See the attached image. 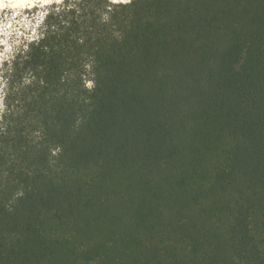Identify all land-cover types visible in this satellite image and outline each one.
<instances>
[{"label":"trees","instance_id":"obj_1","mask_svg":"<svg viewBox=\"0 0 264 264\" xmlns=\"http://www.w3.org/2000/svg\"><path fill=\"white\" fill-rule=\"evenodd\" d=\"M3 64L0 264H264V0L52 1Z\"/></svg>","mask_w":264,"mask_h":264},{"label":"rangeland","instance_id":"obj_2","mask_svg":"<svg viewBox=\"0 0 264 264\" xmlns=\"http://www.w3.org/2000/svg\"><path fill=\"white\" fill-rule=\"evenodd\" d=\"M52 1L59 0H0V76L5 69L3 63L10 58L14 48L24 38L36 35L44 7ZM2 94L0 83V111L3 108Z\"/></svg>","mask_w":264,"mask_h":264}]
</instances>
